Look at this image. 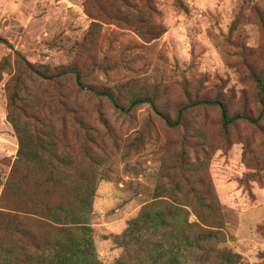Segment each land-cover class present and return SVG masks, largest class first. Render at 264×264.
Instances as JSON below:
<instances>
[{"label":"rangeland","instance_id":"1","mask_svg":"<svg viewBox=\"0 0 264 264\" xmlns=\"http://www.w3.org/2000/svg\"><path fill=\"white\" fill-rule=\"evenodd\" d=\"M260 20L264 0H0V195L18 148L9 114L27 149L19 177L37 180L51 165L70 195L94 178L82 222L96 264L152 258L157 234L127 250L122 236L145 207L170 205L184 210L171 235L183 222L197 225L193 233L220 226L214 247L236 253L240 264H264V109L249 77L258 74L264 88ZM60 68L77 71L81 87L71 76L47 79ZM194 97L255 121L238 120L223 135L218 109L198 106L167 128L161 116L172 119ZM137 98L153 107L120 111ZM206 187L218 215L205 220L208 227L195 217L191 193ZM7 201L0 212L13 208L37 243L60 235L55 219Z\"/></svg>","mask_w":264,"mask_h":264},{"label":"trees","instance_id":"2","mask_svg":"<svg viewBox=\"0 0 264 264\" xmlns=\"http://www.w3.org/2000/svg\"><path fill=\"white\" fill-rule=\"evenodd\" d=\"M259 24L264 32V23L260 20ZM25 69L29 73L45 79L43 72L40 73L29 65H25ZM66 76H71L77 88L81 87L80 74L72 69L60 68L53 76H47V79ZM249 77L256 88V99L262 110L264 109L263 80L253 71L249 72ZM86 91L103 96L112 104L115 103L108 93L94 91L88 87ZM12 104L13 96H10V107ZM140 104L153 107L150 98H137L132 100L126 108H121L120 111L128 113L134 106ZM198 106H215L218 109L220 130L223 135L238 120L251 123L255 121L243 112L228 114L225 104L221 101L205 97H194L189 104L178 109L172 119L161 116V120L169 129L180 127L182 112L185 109ZM155 114L157 113L155 112ZM6 118L17 134L18 148L9 174L2 184L0 205L8 200L7 202L12 206L22 205L23 213L53 218L56 221L55 224L59 225L60 235L51 242L39 244L25 229L19 218L10 214L15 211L13 208L8 209L9 213L6 214L0 212V216H3L0 218V264H96L91 233L82 222V218L90 213L94 178H85L84 182L87 181L88 184L70 195L62 185L57 170L51 165L48 166V169L41 171L37 180L28 175L19 177L17 169L27 149L14 120L9 114L6 115ZM39 145L43 147V144ZM30 152L34 158H38L39 162L44 161L42 156L37 155L35 151ZM34 181L37 182L34 183ZM29 184H31V189L27 188ZM197 184L201 186L199 180H197ZM191 193L194 200L192 206L194 215L200 224L207 226L204 223L208 218L217 221L216 199L210 188H197ZM146 208L128 222L127 232L122 236L121 243L122 247L127 250V247L136 245L138 240L145 236L157 234L158 239L154 245L155 254L152 258L137 260L131 264H240V258L236 253L223 247H214L219 242V234L216 230H219L220 226L215 227L216 230L199 227V230L193 233L192 229L197 225L183 222L173 236L171 235V222L175 220L174 217L183 214L184 210L173 205L166 207L164 211L149 212ZM215 225H218V222Z\"/></svg>","mask_w":264,"mask_h":264}]
</instances>
